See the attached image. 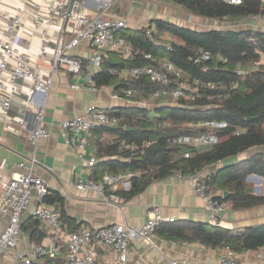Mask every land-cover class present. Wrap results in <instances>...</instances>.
<instances>
[{
    "label": "built area",
    "instance_id": "built-area-1",
    "mask_svg": "<svg viewBox=\"0 0 264 264\" xmlns=\"http://www.w3.org/2000/svg\"><path fill=\"white\" fill-rule=\"evenodd\" d=\"M224 1L233 4L240 2ZM260 1L264 6V0ZM69 2L70 0H0V120L6 130L13 126H16V131L30 130V136L35 142L48 135L43 125L44 98L54 73L62 70L73 77L81 75V80L75 78L69 84L72 89H96L93 75L101 70L104 59L118 55L126 61L138 51L118 32L127 26L126 18L118 13H107L110 0H101L103 5L95 7L93 11L83 0H73L68 8ZM260 16L264 19V13ZM187 20L192 21V17ZM146 32L150 34L149 28ZM35 38L38 42H34ZM81 40L88 41L92 49L89 56L90 66L84 73V58L71 52ZM250 42H255L253 36L250 37ZM256 51L263 56L261 51ZM144 57L155 61L157 65L128 67L125 70L126 76L146 74L160 85L150 92L128 87L121 92H113V97L144 105L155 97L169 96L176 100L185 95L183 87L189 75L184 70L168 58L155 59L150 53H145ZM210 57L211 53L201 48L189 56L202 70L210 68L207 62ZM258 64L255 61L249 69L257 68ZM247 70L242 66L235 68L237 74H243ZM108 71L114 73L117 69L110 67ZM15 101L18 106L13 111ZM117 123L118 118L110 114L108 108L92 104L79 114L62 119L59 122V131L65 143L84 150L93 126ZM197 124L219 128L225 126L226 122L204 120ZM177 141L199 149L201 146L214 145L217 136L214 132L184 134ZM188 155V152L184 153V156ZM34 161L35 158L32 157L31 165ZM95 162V156L90 155L87 158L89 166ZM19 165H23V162ZM139 173L138 170L130 169L116 173L104 171L97 179L78 177L74 187L78 190H93L106 202L119 201L122 197L114 191L119 186L128 189L130 177L138 176ZM174 174L190 181L193 192L205 203L208 220L216 222L225 203L207 191L201 170L188 173L177 170ZM108 188L112 192H108ZM47 192L46 181L31 170L12 172L9 175L0 170V221L4 224L0 231V253L7 248L14 249L11 264H41L39 256H54L61 241L68 264H95L97 245L113 246L116 251L114 264H125L130 239L143 238L157 247L155 226L159 221L173 220L172 217H164L157 206H152L148 210L146 221L141 225L113 222L93 229L82 227L78 232H64L61 228L60 211L42 201ZM34 193L41 201L30 209V214L47 226L52 237L49 246L32 242L31 249L27 252L17 247L19 219L22 212L28 209ZM217 259L218 264H239V254L228 245L219 249ZM165 264L189 262L183 258H172ZM255 264H264V248L258 250Z\"/></svg>",
    "mask_w": 264,
    "mask_h": 264
},
{
    "label": "trees",
    "instance_id": "trees-1",
    "mask_svg": "<svg viewBox=\"0 0 264 264\" xmlns=\"http://www.w3.org/2000/svg\"><path fill=\"white\" fill-rule=\"evenodd\" d=\"M191 14L214 19H241L248 14L264 13L260 0H172ZM158 32L167 31L175 39L160 40L157 33L148 34L146 27L122 28L124 36L138 51L131 59L111 64L103 60L101 70L93 75L95 83L114 84V90L131 87L150 92L160 83L146 74L119 78L121 67L157 65L144 57L150 53L155 59L168 58L184 70L188 79L183 87L185 95L176 99L177 105H163L154 110L147 106L129 104L117 106L109 113L118 118L115 125H95L91 129L98 160L95 171L122 172L138 170L130 177V187L116 191L126 196L142 190L153 179L180 170L188 173L238 153L250 147L264 146V66L237 74V66L259 62L264 55V31L234 29H194L163 19H154ZM255 39L250 42V37ZM199 48L208 50L211 57L208 70L192 62L190 55ZM204 120L225 121L219 128L199 125ZM126 126L134 129H126ZM105 133L101 137L102 133ZM214 132L217 142L206 149L177 138L184 134ZM188 152V156L184 153ZM256 174L264 179V151H255L241 159L224 163L203 178L207 191L232 208H247L264 204V192L255 193L246 177ZM228 191L227 196L223 192ZM157 236L167 239L198 241L205 246L225 245L240 253L264 248V222L232 230L220 225L191 220H162L154 228Z\"/></svg>",
    "mask_w": 264,
    "mask_h": 264
},
{
    "label": "crops",
    "instance_id": "crops-1",
    "mask_svg": "<svg viewBox=\"0 0 264 264\" xmlns=\"http://www.w3.org/2000/svg\"><path fill=\"white\" fill-rule=\"evenodd\" d=\"M96 1L99 0H87L84 3L90 9L93 7L94 10ZM164 5L176 6L170 0H110L107 13H118L124 16L127 20L126 28L146 27L153 34V32L157 33L154 19L176 23L179 11L166 13ZM260 15L248 14L241 19L234 20L207 17L209 20L207 29L264 31V19ZM157 36L165 42L175 39L167 31H160ZM91 50L90 43L81 40L71 51L84 58L83 73L89 69ZM106 60L111 64L125 61L118 55L107 57ZM259 63H264V55L261 56ZM125 70L126 66L121 67L116 71L117 76L119 78L127 77ZM75 78L81 80L82 76L73 77L69 72L62 70H58L52 75L51 86L44 98L43 125L47 129L48 135L40 138L37 142L31 138L30 130L16 131L14 130L16 126L6 130L0 120V170L7 175L12 172L31 170L32 173L41 176L46 181L48 190L42 201L53 205L60 211L61 228L64 232H78L82 227L93 229L113 222L141 225L146 221L148 210L152 206H157L164 217H172L174 220L206 222L232 230L264 222V204L247 208H232L227 202H224L225 207L219 211L218 220L210 222L205 210V203L193 192L190 181L187 178L176 176L174 172L153 179L145 188L133 195L126 196L116 191L115 194L121 196L122 199L114 202L103 201L93 190L76 189L74 183L78 177L97 179L104 171L108 170L95 171L94 173L96 162L91 166L87 164V158L90 155L95 156L96 161L98 160L93 143V137L97 136L96 133L91 131L87 147L81 150L64 142L59 131V122L79 114L92 104L112 110L117 106L137 103L113 97V92H116L114 84L98 85L96 89L86 87L72 89L69 84L76 80ZM163 105H177V102L169 96H161L149 99L143 106L154 110ZM17 106L18 102L15 101L12 110H16ZM104 135L103 132L101 137ZM206 148L208 147H199V149ZM255 151H264V146L250 147L234 157L210 163L203 167L201 172L206 177L224 163L241 159ZM32 157L35 158L33 165H31ZM20 162H23V165H19ZM119 188L123 192L128 190L122 186ZM107 191L112 192V189L108 188ZM40 201L34 193L28 209L20 215L17 247L27 252L30 251L32 242L47 247L51 241L52 233L47 226L30 214V209ZM3 225V222L0 221V231ZM155 242L157 247L152 246L143 238L130 239L128 258L125 264H165L172 258H183L189 264H218L217 256L221 247L205 246L198 241L163 239L157 235ZM59 244L61 246L54 256L47 254L39 256L41 264H68L62 241ZM260 249L240 253L239 264H255L257 252ZM13 258L14 249L7 248L0 253V264H11ZM115 258L116 251L113 246H96L95 264H114Z\"/></svg>",
    "mask_w": 264,
    "mask_h": 264
},
{
    "label": "rangeland",
    "instance_id": "rangeland-1",
    "mask_svg": "<svg viewBox=\"0 0 264 264\" xmlns=\"http://www.w3.org/2000/svg\"><path fill=\"white\" fill-rule=\"evenodd\" d=\"M170 1H172V0H170ZM172 2L177 6V8L174 5L173 6H171V5L165 6L164 5V7L167 9V10L165 9L164 11L166 13H169V12L176 13L177 11H179V13H178L179 15H177V17H176V23L181 24V25L190 26V27L195 28V29H207L208 21H209L207 17L191 14L189 11L184 9L178 3L174 2V1H172ZM160 8L162 9L163 5ZM91 9L93 10V7H91ZM190 16L192 17V21L187 20ZM154 23H153V25H154ZM34 42H38V40L35 38ZM262 65L264 66V63ZM250 66H251V64L249 66H245L244 68L247 70L250 68ZM246 182L251 185L253 191H259L261 193L264 192V179L263 178L258 180V179H256V177H252L249 179H247V177H246Z\"/></svg>",
    "mask_w": 264,
    "mask_h": 264
},
{
    "label": "water",
    "instance_id": "water-1",
    "mask_svg": "<svg viewBox=\"0 0 264 264\" xmlns=\"http://www.w3.org/2000/svg\"><path fill=\"white\" fill-rule=\"evenodd\" d=\"M85 1H87V0H84V2H85ZM72 2H73V0H70L68 8L71 7ZM101 5H103V2H101L100 0H99V1H96V3H95V7H98V6H101ZM126 129H134V128H131V127L126 126ZM253 176H256L257 179H261V176H258V175H255V174H249V175L247 176V178H251V177H253ZM228 194H229L228 191H224V192H223V196H224V197L227 196Z\"/></svg>",
    "mask_w": 264,
    "mask_h": 264
}]
</instances>
